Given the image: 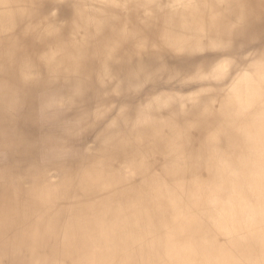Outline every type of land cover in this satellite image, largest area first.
Wrapping results in <instances>:
<instances>
[{
    "label": "bare ground",
    "instance_id": "obj_1",
    "mask_svg": "<svg viewBox=\"0 0 264 264\" xmlns=\"http://www.w3.org/2000/svg\"><path fill=\"white\" fill-rule=\"evenodd\" d=\"M0 264H264V0H0Z\"/></svg>",
    "mask_w": 264,
    "mask_h": 264
}]
</instances>
